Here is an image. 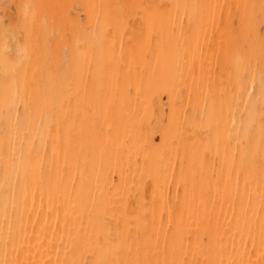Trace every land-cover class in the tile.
Returning <instances> with one entry per match:
<instances>
[{
    "label": "bare ground",
    "instance_id": "1",
    "mask_svg": "<svg viewBox=\"0 0 264 264\" xmlns=\"http://www.w3.org/2000/svg\"><path fill=\"white\" fill-rule=\"evenodd\" d=\"M0 264H264V0H0Z\"/></svg>",
    "mask_w": 264,
    "mask_h": 264
},
{
    "label": "rangeland",
    "instance_id": "2",
    "mask_svg": "<svg viewBox=\"0 0 264 264\" xmlns=\"http://www.w3.org/2000/svg\"><path fill=\"white\" fill-rule=\"evenodd\" d=\"M9 11V8L7 9V12ZM11 12V10L9 11V13Z\"/></svg>",
    "mask_w": 264,
    "mask_h": 264
}]
</instances>
